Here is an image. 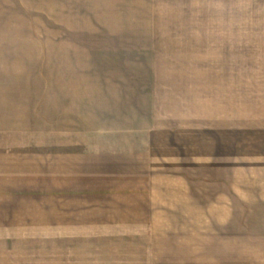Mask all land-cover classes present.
I'll list each match as a JSON object with an SVG mask.
<instances>
[{
  "label": "crops",
  "instance_id": "crops-1",
  "mask_svg": "<svg viewBox=\"0 0 264 264\" xmlns=\"http://www.w3.org/2000/svg\"><path fill=\"white\" fill-rule=\"evenodd\" d=\"M50 2L0 0V264L80 244L83 264H264V140L160 122L153 71L113 93L112 122L75 128L83 224L57 223L55 45L49 12L25 11ZM130 2L155 5V20L194 0Z\"/></svg>",
  "mask_w": 264,
  "mask_h": 264
},
{
  "label": "rangeland",
  "instance_id": "rangeland-1",
  "mask_svg": "<svg viewBox=\"0 0 264 264\" xmlns=\"http://www.w3.org/2000/svg\"><path fill=\"white\" fill-rule=\"evenodd\" d=\"M195 1L162 4L155 20V5L130 0L25 4L49 12L55 45L57 223L83 224L75 128L105 122L129 76L153 71L167 88L160 122L198 124L206 138L264 140V0ZM73 248L40 264H83V244Z\"/></svg>",
  "mask_w": 264,
  "mask_h": 264
}]
</instances>
